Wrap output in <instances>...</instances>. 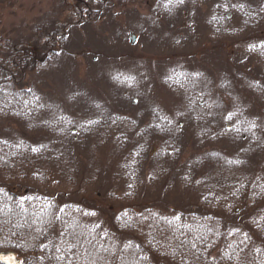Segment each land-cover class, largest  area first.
Segmentation results:
<instances>
[{
    "label": "trees",
    "instance_id": "trees-1",
    "mask_svg": "<svg viewBox=\"0 0 264 264\" xmlns=\"http://www.w3.org/2000/svg\"><path fill=\"white\" fill-rule=\"evenodd\" d=\"M110 1L75 0L65 22L41 29L34 47L7 45L0 57V123L21 130L0 138V253H14L20 264H264V135L252 133L254 122L238 110L236 95L226 110L221 100L212 102L208 90L191 85L185 71L168 80L190 101L193 139L230 148L229 153L225 147L198 152L190 161L183 157L179 126L167 117L155 115L154 128L141 134L133 133L135 125L105 115L90 117L73 131L57 121L38 122L44 103L33 87L22 84L23 78L48 69L68 27L98 19ZM191 3L211 4L205 24L219 40L239 29L257 35L264 26V1L236 9L230 0ZM231 13H238V30ZM259 55L264 63V46ZM34 134L47 141L29 142ZM101 139L111 140L119 159L104 162L109 167L103 169V180L111 177L125 185L123 201L133 200L139 187L163 185L175 171L197 203L162 213L137 202L114 207L118 200L109 195L111 202L93 198L82 207L17 185L27 180L36 186H57L66 178L68 183L81 181L82 154L76 155L96 151L98 146L87 141Z\"/></svg>",
    "mask_w": 264,
    "mask_h": 264
},
{
    "label": "rangeland",
    "instance_id": "rangeland-1",
    "mask_svg": "<svg viewBox=\"0 0 264 264\" xmlns=\"http://www.w3.org/2000/svg\"><path fill=\"white\" fill-rule=\"evenodd\" d=\"M259 1L264 0H230L235 9ZM74 2L0 0V57L7 45L34 47L44 27L54 21L65 22ZM183 2L171 6L167 0H131L121 4L112 0L105 4L98 19L68 27L56 60L45 71L27 73L22 80L24 86L33 87L44 103L45 113L38 122L57 121L58 126L67 125L73 131L90 117L105 115L119 124L127 121L135 125L133 133L141 134L146 129L151 132L158 115L179 126L187 161L198 152L219 147H225L229 153L230 148L224 144L193 139L190 101L168 83L185 73L191 85L196 83L208 90L212 102L219 104L221 100L226 110H231L236 95L238 110L245 111L254 122L252 133L263 138L264 63L259 58V48L264 46V26L257 35L239 33L238 13H231L229 19L239 29L238 34L219 40L205 24L211 16V4ZM255 126L258 127L253 130ZM20 131L17 126L0 123L2 139L20 135ZM33 136L31 143L47 141L43 135ZM110 139L87 141L97 145V150L74 153L76 159L82 154L78 162L81 181L68 183L66 178L65 183L57 186H36L27 180L17 185L34 191L32 194L82 207L93 198L111 202L109 195L118 200L112 203L114 207L137 202L162 213L197 203L175 171L163 185L159 182V186L154 183L139 187L133 200L123 201L125 185L111 177V181L103 180V169L109 167L104 162L119 160ZM151 142L157 151L158 144ZM115 168L114 164L110 170ZM143 183L147 184L145 179Z\"/></svg>",
    "mask_w": 264,
    "mask_h": 264
},
{
    "label": "water",
    "instance_id": "water-1",
    "mask_svg": "<svg viewBox=\"0 0 264 264\" xmlns=\"http://www.w3.org/2000/svg\"><path fill=\"white\" fill-rule=\"evenodd\" d=\"M0 264H19L17 256L12 252L0 253Z\"/></svg>",
    "mask_w": 264,
    "mask_h": 264
},
{
    "label": "snow or ice",
    "instance_id": "snow-or-ice-1",
    "mask_svg": "<svg viewBox=\"0 0 264 264\" xmlns=\"http://www.w3.org/2000/svg\"><path fill=\"white\" fill-rule=\"evenodd\" d=\"M179 2H182V0H179Z\"/></svg>",
    "mask_w": 264,
    "mask_h": 264
},
{
    "label": "flooded vegetation",
    "instance_id": "flooded-vegetation-1",
    "mask_svg": "<svg viewBox=\"0 0 264 264\" xmlns=\"http://www.w3.org/2000/svg\"><path fill=\"white\" fill-rule=\"evenodd\" d=\"M152 122V121H151Z\"/></svg>",
    "mask_w": 264,
    "mask_h": 264
}]
</instances>
